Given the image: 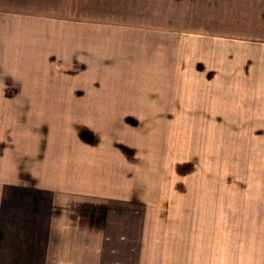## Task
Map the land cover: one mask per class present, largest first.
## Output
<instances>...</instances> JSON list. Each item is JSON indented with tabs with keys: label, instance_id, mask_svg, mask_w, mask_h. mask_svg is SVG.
I'll use <instances>...</instances> for the list:
<instances>
[{
	"label": "rangeland",
	"instance_id": "rangeland-1",
	"mask_svg": "<svg viewBox=\"0 0 264 264\" xmlns=\"http://www.w3.org/2000/svg\"><path fill=\"white\" fill-rule=\"evenodd\" d=\"M133 1L116 10L108 0H92L106 10L98 12L53 7L50 13L63 23L45 16L48 11L29 12L43 21L27 25L26 97L35 93L50 102L55 93L68 106L18 107L27 116L16 110L11 125L26 128L35 115L54 120L53 131L81 132L82 139L75 135L91 163L105 164L114 178L132 185V194L186 196L197 222L241 212L242 196L259 193L258 83L257 75L243 71L242 43L210 24V0ZM162 5L174 26L154 20ZM37 46L44 64L33 68ZM216 47L226 56L221 65L211 58ZM57 50L69 67L49 59ZM222 69L228 79L219 84ZM96 99L106 104L84 107ZM88 111L100 117L86 120Z\"/></svg>",
	"mask_w": 264,
	"mask_h": 264
},
{
	"label": "crops",
	"instance_id": "crops-1",
	"mask_svg": "<svg viewBox=\"0 0 264 264\" xmlns=\"http://www.w3.org/2000/svg\"><path fill=\"white\" fill-rule=\"evenodd\" d=\"M64 1L0 0V264H264V0H210V24L224 37L240 40L243 71L257 75L259 193L242 196L241 212L199 222L197 212L187 210L186 196L132 194V185L114 178L105 164L91 163L89 149L75 135L82 139L81 132L53 131L54 120L39 121L35 115L26 128L20 129V122L11 125L16 110L27 116L18 107L68 106L57 102L55 93L50 102L25 94L27 25L43 21L29 12L48 11L45 16L63 23L59 14L50 13L53 7L71 13L74 7L106 11L92 6V0H71L73 6ZM127 1L134 3H107L117 10ZM163 6L157 7L154 20L174 26L165 21L168 14H161ZM41 48L32 57L33 68L44 64L37 57ZM62 52L50 53L49 59L56 67H69L57 59ZM230 52L234 56V49ZM211 58L218 62L226 56L217 52ZM222 70L219 84L228 79ZM105 104L96 99L84 107ZM89 116L100 117L92 111L86 120Z\"/></svg>",
	"mask_w": 264,
	"mask_h": 264
}]
</instances>
